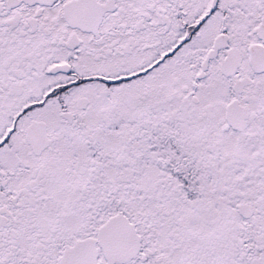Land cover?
<instances>
[{
    "label": "snow or ice",
    "instance_id": "snow-or-ice-1",
    "mask_svg": "<svg viewBox=\"0 0 264 264\" xmlns=\"http://www.w3.org/2000/svg\"><path fill=\"white\" fill-rule=\"evenodd\" d=\"M0 264H264V0H0Z\"/></svg>",
    "mask_w": 264,
    "mask_h": 264
}]
</instances>
